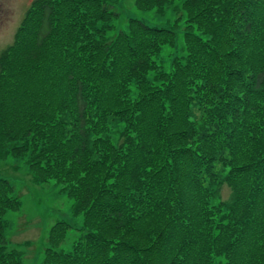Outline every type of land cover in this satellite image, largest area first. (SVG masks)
<instances>
[{
    "label": "trees",
    "instance_id": "obj_1",
    "mask_svg": "<svg viewBox=\"0 0 264 264\" xmlns=\"http://www.w3.org/2000/svg\"><path fill=\"white\" fill-rule=\"evenodd\" d=\"M122 1L32 0L0 52V164L79 220L39 264H264V0H132L169 29ZM22 188L0 173V264Z\"/></svg>",
    "mask_w": 264,
    "mask_h": 264
},
{
    "label": "rangeland",
    "instance_id": "obj_2",
    "mask_svg": "<svg viewBox=\"0 0 264 264\" xmlns=\"http://www.w3.org/2000/svg\"><path fill=\"white\" fill-rule=\"evenodd\" d=\"M32 0H0V52L12 44L14 35L21 24L26 10ZM132 0H124L119 6L122 12L120 29H125L128 19L144 22L147 26L169 29L173 26L171 15H157L154 10L143 11L135 8ZM183 46L182 32L177 29V47ZM0 164V173L11 180L20 191L21 212L8 213L7 236L12 243L30 242L31 247L26 251L25 264H39L43 258V249L47 246L46 234L56 221L72 220L71 208L73 201L66 194L59 193V186L50 183L46 186H34L27 175V167L18 162L14 170L11 165ZM21 183V184H20ZM229 190L224 187L221 197L226 199Z\"/></svg>",
    "mask_w": 264,
    "mask_h": 264
}]
</instances>
